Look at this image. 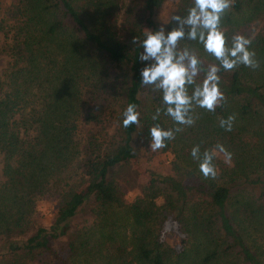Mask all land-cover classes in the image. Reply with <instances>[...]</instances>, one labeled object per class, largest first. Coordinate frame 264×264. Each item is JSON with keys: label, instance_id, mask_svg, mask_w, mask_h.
Returning a JSON list of instances; mask_svg holds the SVG:
<instances>
[{"label": "trees", "instance_id": "obj_1", "mask_svg": "<svg viewBox=\"0 0 264 264\" xmlns=\"http://www.w3.org/2000/svg\"><path fill=\"white\" fill-rule=\"evenodd\" d=\"M192 3L0 0V264H264V0H230L221 15L226 46L249 39L257 66L220 68L213 111L194 105L178 124L140 83L145 31L176 27ZM177 48L218 63L197 41ZM129 104L138 119L125 128ZM154 125L174 133L156 150ZM158 157H171L163 172Z\"/></svg>", "mask_w": 264, "mask_h": 264}, {"label": "clouds", "instance_id": "obj_2", "mask_svg": "<svg viewBox=\"0 0 264 264\" xmlns=\"http://www.w3.org/2000/svg\"><path fill=\"white\" fill-rule=\"evenodd\" d=\"M229 6L230 0H193L186 16L171 17L176 22V27L166 31L164 25H161L158 30L147 29L144 33L139 60L146 63L140 69V83L154 85L160 90L162 102L166 105L165 114L178 124L193 122L189 113L194 105L213 111L224 99L217 75L221 67L232 70L241 64L253 68L257 66L255 53L248 47L251 43L249 39L235 34L231 45L226 46V38L219 24L221 15ZM185 37L201 43L204 50L218 63L210 64L204 69L201 60L188 48L178 49L177 41ZM201 72H204L203 79L197 82ZM189 85L192 86L190 95ZM121 117L125 128L135 124L138 119L135 105H127ZM233 119L231 116L227 120L222 119L220 126L230 130ZM148 131L151 137L149 147L152 150L164 147L165 140L172 139L174 135L171 129L166 130L159 125L150 127ZM217 149L227 159L231 158V153L223 145L218 144ZM191 155L199 161V169L205 177L216 175L210 152L201 154L199 146H194Z\"/></svg>", "mask_w": 264, "mask_h": 264}, {"label": "rangeland", "instance_id": "obj_3", "mask_svg": "<svg viewBox=\"0 0 264 264\" xmlns=\"http://www.w3.org/2000/svg\"><path fill=\"white\" fill-rule=\"evenodd\" d=\"M5 66H6V59L4 56H0V74L2 73ZM170 159L171 157L168 158L158 157L157 160L154 161L155 168L163 172L165 170V167H167V163ZM0 180H1V164H0ZM135 195L136 192L129 191L125 196L126 202L132 201ZM54 214H55L54 205L50 203L49 204L45 203V204H40L37 213L35 215L38 224L47 227L51 223Z\"/></svg>", "mask_w": 264, "mask_h": 264}]
</instances>
